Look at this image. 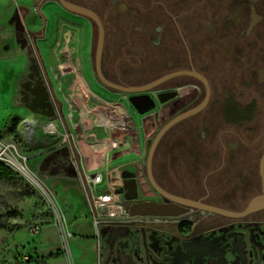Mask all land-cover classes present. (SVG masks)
Instances as JSON below:
<instances>
[{"label":"rangeland","instance_id":"obj_1","mask_svg":"<svg viewBox=\"0 0 264 264\" xmlns=\"http://www.w3.org/2000/svg\"><path fill=\"white\" fill-rule=\"evenodd\" d=\"M40 13L43 19L33 0H0V148L7 149L0 161L34 193L14 202L8 189H0V204L11 205L18 212L9 219L8 228L0 230V264H33L36 260L45 264H264V211L242 220L197 212L188 220L182 238L140 226L129 218L101 220L95 225L83 199L81 171L71 165L66 149L55 147L59 139L48 138L41 130L31 139L25 119L14 115L19 111L28 116L30 112L20 100V84L34 69L64 113L69 114L71 105L74 115L105 103L129 104L127 95L109 91L96 79L90 58L94 50L89 49L84 19L68 14L56 3L44 4ZM6 103L14 110L3 109ZM134 117L143 121L138 139L114 130L118 145L128 141L130 145L120 151L115 148L112 156L136 155L137 163L130 165L135 169L132 173L138 165L145 171L149 147L164 118L157 110ZM237 174L242 175H229L227 200L221 203L232 211L243 210L261 192L257 161L243 165ZM140 179L137 195L142 201L153 190L143 176ZM202 180V174H197L194 197L205 195ZM0 213L6 211L0 207ZM36 228L38 234L32 235Z\"/></svg>","mask_w":264,"mask_h":264},{"label":"flooded vegetation","instance_id":"obj_2","mask_svg":"<svg viewBox=\"0 0 264 264\" xmlns=\"http://www.w3.org/2000/svg\"><path fill=\"white\" fill-rule=\"evenodd\" d=\"M33 1L40 19V9L46 3L63 8L60 0ZM62 1L87 9L100 20V71L107 81L143 87L163 79L155 87L134 94L154 101L151 111L164 116L160 128L207 97L205 107L172 126L155 150L152 174L165 193L224 208L221 203L227 200L230 174L240 177L239 168L257 161L259 176L264 151V0ZM65 11L87 23L89 49L94 50L93 58L90 56L92 69L99 81L95 65L98 27L84 16ZM31 34L36 40V35ZM194 74L201 76L207 86ZM197 174H202L201 188L205 193L200 197L192 195ZM140 176L147 181L141 170L138 185ZM127 190L133 195L130 184ZM125 201L128 205L172 204L154 190L142 201L138 195L134 201ZM197 212L200 211L188 209L168 222L166 228L174 231L176 225L179 235L173 236L182 238L188 220H193ZM147 221L155 222H133Z\"/></svg>","mask_w":264,"mask_h":264},{"label":"crops","instance_id":"obj_3","mask_svg":"<svg viewBox=\"0 0 264 264\" xmlns=\"http://www.w3.org/2000/svg\"><path fill=\"white\" fill-rule=\"evenodd\" d=\"M20 93L22 94V102L26 101L25 106H28V116L17 111L14 113L18 118L29 121L35 128L37 135L41 130V126L48 120L47 114L51 116L54 114L57 116V123L60 126L62 132L69 131L73 134L72 145L74 148V154L79 161L81 167L86 171H101L104 173L105 178H109L115 186L122 185L123 176H127L134 172L130 165L137 163V156L132 153H124L118 157L112 158L116 150H121L123 146L127 144L118 145L113 139L116 135L114 130L112 131L111 138L106 133L108 124H113L117 127L115 130H119L127 137L134 138L135 135L138 139L139 133L143 130V121H136L134 110L129 104L122 106L112 105L111 103H105L98 105L95 108H85L80 114H70L72 108L69 110V114L64 113V109H61L59 101L53 99V96L47 92L45 84L38 79H31V74L27 76L24 83L20 84ZM12 93V91H11ZM112 99L116 98L115 94H111ZM43 99L42 104H37V99ZM30 104V105H27ZM3 109L14 110L13 105L6 103V107ZM3 115V113H0ZM87 116L88 124L84 125V117ZM132 117V119L129 118ZM22 121V120H21ZM20 126L18 127V129ZM95 135L97 142L93 143L87 140L86 137ZM131 134V135H129ZM113 136V137H112ZM111 139V140H110ZM128 140V139H127ZM134 140V139H133ZM113 144V149H109V144ZM55 147H59L57 144ZM54 147V148H55ZM61 148V147H59ZM67 156L69 159L68 151L66 147ZM116 148V150H115ZM141 185V182H140ZM83 191V189H82ZM83 199L87 206V202Z\"/></svg>","mask_w":264,"mask_h":264},{"label":"water","instance_id":"obj_4","mask_svg":"<svg viewBox=\"0 0 264 264\" xmlns=\"http://www.w3.org/2000/svg\"><path fill=\"white\" fill-rule=\"evenodd\" d=\"M60 4L65 10L71 13H74L76 15L84 16L90 19L91 21H93L97 25L99 35H98V44L96 48L95 65H96L97 78L99 79L100 83L110 90H113L118 93H123L129 96L128 102L133 108L135 114L143 115L153 110L155 106V103L153 100H151L146 95H134V94H140L142 92H145L148 89L155 87L160 82H162L163 79L157 80L143 87H126V86H120V85L107 81L101 75V71H100L102 45H103V30H102L100 20L93 12L87 9H84V8H81L75 5L67 4L63 2L62 0H60ZM194 76L200 79L207 86L205 80L201 76L196 75V74H194ZM147 103H150V105L145 107ZM206 103H207V97L198 106L194 107L193 109L189 110L186 113H183L169 120L165 125H163L158 130V132L154 136L151 142V145L149 147L148 153H147L146 161L144 163L145 174L147 177L148 184L151 186V188L159 195L163 196L167 200H170L172 204L171 205H161V204H156L154 202H141V203L133 202L131 205H129V208H128L130 220L132 221H136V220L146 221L149 219L155 220L153 224L147 221L145 223L140 222V224L138 225L148 227L151 229L160 230V231L169 233L171 235L177 236L179 235L177 231V226L175 225L174 231H172V230L167 229L166 225L169 224L168 222H172L173 220L182 216L185 212H187L188 209L197 210L207 215L220 216V217L230 219V220H242L253 214L264 211V151L259 161V177H260V183H261V192L257 196L253 197L247 203L246 207L241 211H232V210H228L224 208H219V207L203 204L199 201H192V200H187L183 198L173 197L165 193L156 184L153 178V174H152V162H153L155 150L161 138L176 123L180 122L181 120L185 118H188L190 116H193L199 113L205 107ZM129 184L131 185V192L133 193V195H130L127 190V185ZM137 190H138V183L136 179V174L130 173L127 176H123L122 185L119 190V192L123 194V198L127 201L136 200ZM172 207L180 208L181 210L174 211ZM109 221H119V220H109Z\"/></svg>","mask_w":264,"mask_h":264},{"label":"built area","instance_id":"obj_5","mask_svg":"<svg viewBox=\"0 0 264 264\" xmlns=\"http://www.w3.org/2000/svg\"><path fill=\"white\" fill-rule=\"evenodd\" d=\"M38 73L32 69L31 79H36ZM37 104H42L43 99H37ZM26 103V101L24 102ZM28 107V106H27ZM29 108V107H28ZM72 108L69 105V110ZM48 120L41 126V132L44 136L48 138L57 137L59 139V147H66L69 155V161L72 166L77 170L81 171L82 189L84 193L85 200L90 212L92 219L97 225L101 220H122L129 218V212L126 208V201L123 198V194L119 192L121 185L115 186L111 180L104 177V173L101 171H86L84 170L79 161L76 159L74 154V148L71 144L73 141V134L69 131L62 132L60 126L57 123V116L50 113L47 114ZM85 121L83 124H88L87 116L84 117ZM24 125L28 136L33 139L35 135V128L31 125L29 121H24ZM117 129L113 124H108V129L106 130L108 138H111L112 131ZM93 143H96L95 135H90L86 137ZM111 140V139H110ZM113 144H109V149H113ZM0 155L7 156V149L0 148ZM12 161V160H11ZM137 166V164H136ZM139 166V165H138ZM136 167V176L139 178L140 169ZM129 208V205H128ZM39 229H33L32 235H37ZM33 264H41L39 260H36Z\"/></svg>","mask_w":264,"mask_h":264},{"label":"trees","instance_id":"obj_6","mask_svg":"<svg viewBox=\"0 0 264 264\" xmlns=\"http://www.w3.org/2000/svg\"><path fill=\"white\" fill-rule=\"evenodd\" d=\"M0 189H8L12 196V200L17 202L23 198H31L34 196L30 187L25 185L20 180L17 174L5 163L0 161ZM0 200L2 197L0 196ZM6 213L2 215L0 213V230H5L9 226V219L17 217L18 212L11 205L0 204ZM41 264H45V261L39 260Z\"/></svg>","mask_w":264,"mask_h":264},{"label":"bare ground","instance_id":"obj_7","mask_svg":"<svg viewBox=\"0 0 264 264\" xmlns=\"http://www.w3.org/2000/svg\"><path fill=\"white\" fill-rule=\"evenodd\" d=\"M14 161V165L18 168V170L20 172H22L25 176H27L28 178H30V180L34 181L32 176L30 175V173L28 172V170L23 167V165L21 163H19L17 160H13Z\"/></svg>","mask_w":264,"mask_h":264}]
</instances>
